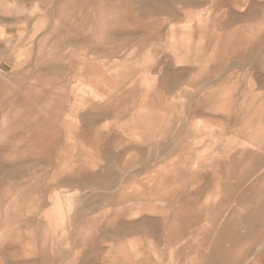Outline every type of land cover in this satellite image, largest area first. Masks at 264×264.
<instances>
[{
	"label": "rangeland",
	"instance_id": "obj_1",
	"mask_svg": "<svg viewBox=\"0 0 264 264\" xmlns=\"http://www.w3.org/2000/svg\"><path fill=\"white\" fill-rule=\"evenodd\" d=\"M165 1L0 0V83L15 85L0 88V264H264V0H200L208 33L217 22V36L237 39L217 54V38L195 32L187 63L170 47ZM22 16L31 21L11 23ZM104 108L125 113L102 124L136 146L110 167L103 157L119 151L92 152L72 131L87 117L70 118ZM58 112L66 121L52 120ZM54 124L60 138L48 135ZM150 130L169 136L146 140ZM58 140L89 178L60 186L58 162L26 155L40 146L69 163ZM108 168L126 194H148L115 200ZM11 199L19 210L6 218ZM5 229L19 240L2 241Z\"/></svg>",
	"mask_w": 264,
	"mask_h": 264
},
{
	"label": "crops",
	"instance_id": "obj_2",
	"mask_svg": "<svg viewBox=\"0 0 264 264\" xmlns=\"http://www.w3.org/2000/svg\"><path fill=\"white\" fill-rule=\"evenodd\" d=\"M188 4L186 3L185 6L182 5L183 3H181L180 0H166L165 1V10H167V13H163L166 17V22H167V26L168 27V34L169 36H171V40H173V44L170 45L171 48H173L175 51L179 52V53H183L185 52L188 53V51L190 50V46L189 44H186V42H191L193 41V39L195 38L196 34L198 36V33L195 32H199L202 33L200 36H204V38H207L209 40H211L212 38H217V48H213L215 50V52H217V54L223 50L224 45L226 44L225 42H229L232 40H235L237 38L231 36V35H218L217 36V22L214 23L213 29L214 31L211 32V34L208 33L207 29V18L209 16L204 17V14L199 13V12H195L198 9L203 8L204 4L200 3V0H187ZM212 2L215 0H211ZM217 1V0H216ZM174 4H178L180 7L179 8H175L173 7ZM214 8H211L210 6L206 7L205 9H203V11H210V13L208 15H212L217 8H215V11L213 12ZM162 14V13H161ZM154 16L153 14H151L150 17ZM31 18L30 17H26V16H22L19 17L17 19H13V22L11 23H19V22H30ZM123 19H125V17H123ZM183 20H185L186 24L184 26H182L180 31H176L174 28V24H180ZM124 22V21H123ZM185 26H189L187 29L184 28ZM193 26H200V28H198L197 30L195 28H193ZM202 26H204L202 28ZM216 26V28H215ZM181 35V36H180ZM185 37L184 41L181 40L180 38H183V36ZM188 39V40H187ZM138 48H134V50L130 51L129 56L125 57V55L123 54V56H121V58L123 57V59H121L120 62H118V64H122L121 62L127 63L128 61L131 60V56L133 57L134 54L136 53ZM213 49L210 51L209 56L213 55ZM196 54H198L197 49L195 50ZM132 54V55H131ZM181 54V57L179 59L180 63H187V56L184 54ZM209 59V57H208ZM90 66H87V69L89 70ZM12 72V71H11ZM2 73L0 72V76ZM33 85L31 83H29V86ZM2 86L6 87V88H14L15 85L13 84L12 81H2L0 83V88H3ZM103 109V108H102ZM104 112L101 114H97L96 116H92V114H72L70 116V118H72L74 120V122H78V120H85L83 118V116H85V118L87 117V121L84 125L82 124H76L74 123L73 125H75V128H73L74 130L73 133L75 135L76 138H78L79 140H81L82 143H85L87 146L90 147V150L92 152H94L95 154L98 153L99 151V145L102 142H106V144L112 145L114 148H116L119 151V154H107L106 157H103V160L108 162L109 167L112 166L115 163L120 162V160L122 159V157H124V155H127L128 153H130L131 151H133V149L136 148V146L132 143V141L127 138V129L124 128H116L115 129V125L113 124H102V122H105L108 118L113 117V116H121L124 115V112H109V108L107 109V111H105V108L103 110ZM53 121L56 122L58 121L59 123H61L62 121H66L62 118V114L61 113H54L53 114ZM83 115V116H82ZM44 119V118H43ZM63 119V120H62ZM142 115L138 116V122L141 121ZM165 120V118H161V120ZM139 126L142 128V125L140 123H138ZM60 124H58L57 126H53V128L51 129V134L48 135H52L53 137H59L60 138ZM43 130V131H42ZM41 131L38 132L39 136H45L46 134V127H44ZM50 130V129H49ZM146 133L149 134H144L143 137H145L146 140L151 139V140H155V138H157L159 136V138H162L163 136H169V134H167V132L163 135L162 134H158V132L154 133V131H147ZM185 134L187 135V132H181L178 133V137L179 139L181 137H183V135L185 136ZM147 135V136H146ZM142 137V141L140 144H148V142L146 143V140H144V138ZM183 143V141L181 142V140H178V145L180 146ZM176 144V145H177ZM184 145V144H182ZM57 147V151L59 150V152L61 151H68L70 154H66L64 158H68L71 160H69L68 162H63V161H56V160H51V155L49 152H46V150H41L40 146L38 147V155H34L33 153H35V151H33V149L30 148V146H25V151H26V155L30 156V158H37L40 159L43 163L46 164L47 166H50L49 163L51 162H58V169L56 172L53 173L52 175V180L59 184L60 186H66L69 184H73L74 182V177L77 178V180L79 179H87L89 178V174L87 172V170L85 168H78L77 166L75 167L76 164L73 163V161L76 159L75 158V152L72 149H66L65 145H63L61 143V140H58L55 144V148ZM136 150V149H135ZM183 150V149H182ZM56 152V149L54 150ZM93 153V154H94ZM90 155V157H89ZM87 159H89L90 163H94L93 161H95L94 157L92 154H89ZM62 158V157H60ZM142 164V163H141ZM74 169H76V173H74ZM69 176V179L67 178ZM101 179L102 181V185L106 187V189L108 190H120L121 192L115 196V200L118 201H135V200H140L143 197H145L148 193H134V194H126L122 188V182L121 180H119L117 182V179L112 178L110 175V169L108 168L107 172L101 175ZM76 182V181H75ZM44 191V188L42 190ZM152 193H160L158 189L154 190V192H150V194ZM187 196H179L178 201L177 202H181V210H178V212H186V210L188 209V203L184 201V198H186ZM183 200V201H182ZM180 203H177V206H179ZM8 209L6 212L5 217L8 218L10 216L13 215L14 211L19 210V205L17 203L16 199H11L8 204ZM38 203L31 201V203L28 206V211H34L38 208ZM143 207V209L145 211L148 212H162L164 213L163 210H158L156 208H154L153 206H150L148 204H142L141 205ZM122 209H120L119 211H121ZM145 227V225L140 224L139 228L143 229ZM8 231L5 229L4 233L5 236L4 238H1L2 241H17L19 240L18 237L16 236H12V235H8L7 233Z\"/></svg>",
	"mask_w": 264,
	"mask_h": 264
},
{
	"label": "bare ground",
	"instance_id": "obj_3",
	"mask_svg": "<svg viewBox=\"0 0 264 264\" xmlns=\"http://www.w3.org/2000/svg\"><path fill=\"white\" fill-rule=\"evenodd\" d=\"M154 162V161H153Z\"/></svg>",
	"mask_w": 264,
	"mask_h": 264
}]
</instances>
